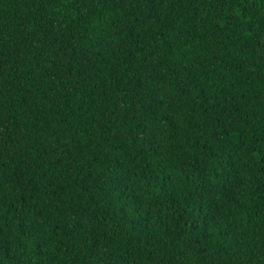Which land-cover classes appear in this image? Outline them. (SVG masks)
<instances>
[{"label":"trees","instance_id":"trees-1","mask_svg":"<svg viewBox=\"0 0 264 264\" xmlns=\"http://www.w3.org/2000/svg\"><path fill=\"white\" fill-rule=\"evenodd\" d=\"M0 264H264V0H0Z\"/></svg>","mask_w":264,"mask_h":264}]
</instances>
